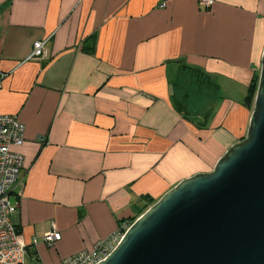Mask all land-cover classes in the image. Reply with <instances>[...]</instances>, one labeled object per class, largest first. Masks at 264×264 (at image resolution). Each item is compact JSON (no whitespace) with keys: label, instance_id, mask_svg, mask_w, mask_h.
<instances>
[{"label":"crops","instance_id":"1","mask_svg":"<svg viewBox=\"0 0 264 264\" xmlns=\"http://www.w3.org/2000/svg\"><path fill=\"white\" fill-rule=\"evenodd\" d=\"M213 1L0 0V115L24 125L12 221L30 264L91 251L245 138L264 0ZM37 41L46 58L28 60ZM184 66L217 86L208 112L175 110Z\"/></svg>","mask_w":264,"mask_h":264},{"label":"water","instance_id":"2","mask_svg":"<svg viewBox=\"0 0 264 264\" xmlns=\"http://www.w3.org/2000/svg\"><path fill=\"white\" fill-rule=\"evenodd\" d=\"M98 264H264V47L245 138L166 192Z\"/></svg>","mask_w":264,"mask_h":264},{"label":"built area","instance_id":"3","mask_svg":"<svg viewBox=\"0 0 264 264\" xmlns=\"http://www.w3.org/2000/svg\"><path fill=\"white\" fill-rule=\"evenodd\" d=\"M213 0H198L200 7L210 9ZM162 4L160 7H164ZM46 58L45 42L37 41L28 60L41 61ZM4 74L0 73V87ZM24 141V125L15 115H0V264H24L27 246L13 224L14 208L10 196L21 195L23 189V157L11 150ZM45 143V137L39 140ZM131 224L124 222L120 229L109 238L98 241L89 252L83 251L64 259L61 264H98L116 247L124 232ZM61 234L54 228L44 235L43 242L52 246L59 241Z\"/></svg>","mask_w":264,"mask_h":264},{"label":"trees","instance_id":"4","mask_svg":"<svg viewBox=\"0 0 264 264\" xmlns=\"http://www.w3.org/2000/svg\"><path fill=\"white\" fill-rule=\"evenodd\" d=\"M193 74L194 80H192V83H195V81H199L201 83H205L204 89H205V95L210 94V98L211 102L213 101V98H215V94H217V86H215L211 81L210 78L207 74H205L203 71H201L200 69L197 68H192V67H185L182 69L181 71V75H180V79L179 82L177 83V91H179L178 89L183 88L184 92L186 93L187 96H185V98H188V95L190 93L189 89V83L191 80H189V78H186V82L182 81V76L187 74ZM181 81L183 82L181 85ZM189 81V82H187ZM257 81H258V77H254L249 86H248V90H247V96L244 98L243 100V105L248 109L252 111V107H253V102H254V97L256 94V87H257ZM186 83V84H185ZM192 85V84H191ZM177 93V92H176ZM204 96V93L202 94ZM178 97L176 96L175 101H174V108L175 110L181 114L184 117H192L197 115L198 113H200V109L198 110H194L191 107L187 106L186 103H184V100H178ZM208 99L205 98L204 101V105L207 107L208 106ZM209 107V106H208ZM209 110V109H208ZM207 110V112H208ZM146 211V210H145ZM144 211V212H145ZM142 212L141 215L144 213ZM138 217H133L132 219H130L129 223L132 224Z\"/></svg>","mask_w":264,"mask_h":264},{"label":"rangeland","instance_id":"5","mask_svg":"<svg viewBox=\"0 0 264 264\" xmlns=\"http://www.w3.org/2000/svg\"><path fill=\"white\" fill-rule=\"evenodd\" d=\"M187 77L189 78V80H191L190 82L189 81H187V82L192 84V85L191 84L188 85L189 89H191L190 93L188 95V98H185V96H187V95L183 90L184 86H183V88L181 86V88L178 89L179 91H177V93H176V96L178 97L177 99L178 100H184L185 101L184 103H186L187 106L191 107L194 110L200 109L199 110L200 112H202L204 110L207 111L208 106L206 107L204 105V101H205V98H207L209 100L210 94L205 95V89H204L205 83H201L199 81H195V83H192V80H194V77H193V74H191V73L187 74V76L183 75L182 81H185ZM182 81H181V85L183 83ZM203 93H204V96L202 95ZM24 264H30V263L28 260L24 259Z\"/></svg>","mask_w":264,"mask_h":264}]
</instances>
